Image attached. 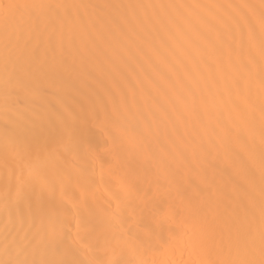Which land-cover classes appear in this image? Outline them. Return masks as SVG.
I'll list each match as a JSON object with an SVG mask.
<instances>
[{"label": "bare ground", "instance_id": "1", "mask_svg": "<svg viewBox=\"0 0 264 264\" xmlns=\"http://www.w3.org/2000/svg\"><path fill=\"white\" fill-rule=\"evenodd\" d=\"M0 3V264H264V0Z\"/></svg>", "mask_w": 264, "mask_h": 264}, {"label": "snow or ice", "instance_id": "2", "mask_svg": "<svg viewBox=\"0 0 264 264\" xmlns=\"http://www.w3.org/2000/svg\"><path fill=\"white\" fill-rule=\"evenodd\" d=\"M43 7L42 5H29V4H19V3H0V14L4 16L5 19H7L9 16H13L23 9L28 8H38ZM262 27H264V24H262ZM7 264H11V262H7Z\"/></svg>", "mask_w": 264, "mask_h": 264}]
</instances>
